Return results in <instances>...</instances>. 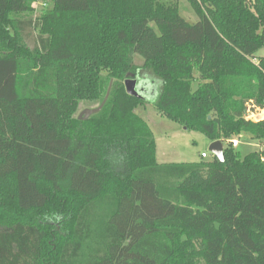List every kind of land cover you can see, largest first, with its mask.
Wrapping results in <instances>:
<instances>
[{
  "label": "trees",
  "instance_id": "16d2710c",
  "mask_svg": "<svg viewBox=\"0 0 264 264\" xmlns=\"http://www.w3.org/2000/svg\"><path fill=\"white\" fill-rule=\"evenodd\" d=\"M36 1L0 0V264H264V151L230 142L264 143L246 118L264 109V0H186L193 23L172 0ZM136 56L159 93H126ZM151 97L224 162L158 163L135 112Z\"/></svg>",
  "mask_w": 264,
  "mask_h": 264
},
{
  "label": "rangeland",
  "instance_id": "374dc122",
  "mask_svg": "<svg viewBox=\"0 0 264 264\" xmlns=\"http://www.w3.org/2000/svg\"><path fill=\"white\" fill-rule=\"evenodd\" d=\"M48 0H37L34 3V8L36 11L46 8L48 6ZM176 1L179 7L180 14L182 17L193 23L197 21V17L192 11L190 5L186 0H172ZM29 37L26 39L27 44L33 45V41L37 35V31H28ZM256 58L264 57V47L260 48L256 54ZM256 61V60H255ZM134 62L140 67V71L137 74L138 84L145 80L153 81L160 88L159 81L151 74L148 69L142 68L143 60L139 57H134ZM45 65H52V62H45ZM61 76L64 80H69L73 78V64L71 62L61 64ZM195 78L197 79V73H195ZM200 81L195 80L192 84V88L195 89ZM150 89L151 86L149 87ZM156 93V94H157ZM154 97L148 102L138 106L135 112L148 124L155 144H156V161L160 164L163 163H189L198 161H210L212 156L208 151L210 141L200 132L186 130L184 127L176 124L167 118L163 117L154 106ZM99 106L97 104H87L83 105L81 109L76 113L78 117L79 113L84 109H93ZM246 118L251 119L255 122L259 120H264V109L259 110L254 107L252 103L247 104ZM232 141H237V146L235 150L239 153L240 157L254 152V151H264V143L252 140L248 135L242 133L239 136L232 138ZM225 146V145H224ZM204 155V157H202ZM100 213V209L98 211Z\"/></svg>",
  "mask_w": 264,
  "mask_h": 264
},
{
  "label": "water",
  "instance_id": "95a60500",
  "mask_svg": "<svg viewBox=\"0 0 264 264\" xmlns=\"http://www.w3.org/2000/svg\"><path fill=\"white\" fill-rule=\"evenodd\" d=\"M137 85H138V81L136 78L126 79L124 81L125 91L129 96H132L134 98L143 99L144 96L137 89ZM107 96L108 95H106V98H107ZM106 98H105V100H106ZM105 100L96 108L82 110L78 115V119L79 120H86L91 115L97 114L101 110L102 106L104 105ZM223 150H224V148H223V144L221 141L211 142L209 145V148H208V151L211 154L212 158H215L220 163L224 162Z\"/></svg>",
  "mask_w": 264,
  "mask_h": 264
},
{
  "label": "flooded vegetation",
  "instance_id": "af4514ba",
  "mask_svg": "<svg viewBox=\"0 0 264 264\" xmlns=\"http://www.w3.org/2000/svg\"><path fill=\"white\" fill-rule=\"evenodd\" d=\"M137 89H138L141 93H144V87H142L140 83L137 85Z\"/></svg>",
  "mask_w": 264,
  "mask_h": 264
},
{
  "label": "built area",
  "instance_id": "2783aa9c",
  "mask_svg": "<svg viewBox=\"0 0 264 264\" xmlns=\"http://www.w3.org/2000/svg\"><path fill=\"white\" fill-rule=\"evenodd\" d=\"M232 146L236 147L237 146V141H232ZM204 157V155H202Z\"/></svg>",
  "mask_w": 264,
  "mask_h": 264
}]
</instances>
